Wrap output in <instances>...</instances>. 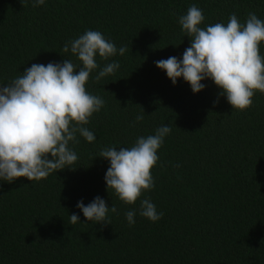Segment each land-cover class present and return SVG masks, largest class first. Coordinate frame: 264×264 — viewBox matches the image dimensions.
<instances>
[{
	"label": "trees",
	"instance_id": "16d2710c",
	"mask_svg": "<svg viewBox=\"0 0 264 264\" xmlns=\"http://www.w3.org/2000/svg\"><path fill=\"white\" fill-rule=\"evenodd\" d=\"M195 4L200 25L227 23L235 13L264 20V0H0V84L22 75L33 63L78 59L62 51L86 30L100 31L124 55L90 75L86 88L104 107L85 125L96 140L77 135L69 144L78 160L47 179L0 181V264H264V94L256 92L244 111L232 109L210 79L193 93L176 85L154 61L182 58L190 45L178 23ZM264 55V43L260 46ZM119 62L114 74L95 81L100 68ZM144 109V110H143ZM144 119L135 121L142 113ZM171 127L152 169L155 187L133 205L107 191L108 146L131 147L137 137ZM179 165V167H177ZM105 199L111 224L87 222L76 207ZM150 198L163 216L152 222L139 215ZM136 210L129 226L128 210ZM76 213L81 222L70 224Z\"/></svg>",
	"mask_w": 264,
	"mask_h": 264
},
{
	"label": "clouds",
	"instance_id": "9594fccd",
	"mask_svg": "<svg viewBox=\"0 0 264 264\" xmlns=\"http://www.w3.org/2000/svg\"><path fill=\"white\" fill-rule=\"evenodd\" d=\"M20 2L24 6V0ZM44 4L45 0H32L33 7ZM204 20L203 11L191 5L186 14L178 17L182 31L190 38L182 58L169 56L154 63L166 72L173 85L182 77L192 92L198 93L206 87L202 81L210 79L220 89L214 105L220 96H225L232 109L247 110L257 91L264 94V55L260 51L264 20L255 12H249L244 23L235 13L230 14L226 24L201 27ZM127 50V46L117 48L100 31L86 30L62 49L74 55L79 65L66 58L62 63H33L22 75L0 84V181L12 183L21 177L40 181L65 168L75 170L71 166L78 156L69 144L79 143L78 134L89 143L96 140L85 125L105 104L102 97L86 88L90 75L100 67L97 55L107 61ZM119 67L118 61L107 63L95 81L114 74ZM143 119V112L135 117L136 122ZM170 132V126L161 125L154 134L137 137L131 147L102 148L97 156L110 163L104 177L107 191L114 190L127 205L135 204L144 192L151 191L155 187L152 169L159 161L157 152ZM76 207L86 218L85 223L102 226L111 224L109 210L117 212L114 204L109 207L100 196L87 205L81 199ZM135 215L134 209L125 213L129 226L135 224ZM139 215L155 222L163 213L157 212L150 198H144ZM77 222H81L79 215L72 213L70 224Z\"/></svg>",
	"mask_w": 264,
	"mask_h": 264
}]
</instances>
